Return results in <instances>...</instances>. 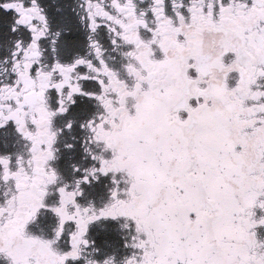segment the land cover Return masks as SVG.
Segmentation results:
<instances>
[{
	"label": "snow or ice",
	"instance_id": "1",
	"mask_svg": "<svg viewBox=\"0 0 264 264\" xmlns=\"http://www.w3.org/2000/svg\"><path fill=\"white\" fill-rule=\"evenodd\" d=\"M0 264H264V0H0Z\"/></svg>",
	"mask_w": 264,
	"mask_h": 264
}]
</instances>
